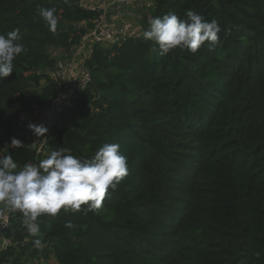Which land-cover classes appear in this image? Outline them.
<instances>
[{
	"label": "trees",
	"instance_id": "trees-1",
	"mask_svg": "<svg viewBox=\"0 0 264 264\" xmlns=\"http://www.w3.org/2000/svg\"><path fill=\"white\" fill-rule=\"evenodd\" d=\"M82 1L0 0V34L19 28L26 49L0 81V155L21 166L43 159L21 113L61 91L48 74L52 48L70 51L99 17ZM149 1L138 35L93 46L92 81L72 96L48 144L49 154L66 147L83 158L118 143L127 176L98 212L39 217L38 237L8 209L2 235L11 244L0 264H264V0ZM41 7L57 9L55 33ZM188 10L219 23L217 44L161 55L142 39L151 18L187 19Z\"/></svg>",
	"mask_w": 264,
	"mask_h": 264
},
{
	"label": "clouds",
	"instance_id": "clouds-1",
	"mask_svg": "<svg viewBox=\"0 0 264 264\" xmlns=\"http://www.w3.org/2000/svg\"><path fill=\"white\" fill-rule=\"evenodd\" d=\"M69 0H65L68 3ZM55 7H41L38 14L46 22L49 31L57 30L58 17ZM181 19L170 12L163 17H154L143 31L142 39L158 47L161 55L176 48L196 54L205 43L210 46L219 42L222 31L216 20L208 21L192 10ZM20 29L0 34V81L13 73V62L25 52ZM37 136L48 129L43 125L29 124ZM13 147H20V140H11ZM127 158L118 143H105L91 157L71 154V149L61 147L52 150L38 163L25 162L22 166L11 153L0 155V203L23 216L25 231L38 237L41 216L55 218L61 210L98 212L109 190L115 191L127 176ZM66 229H73L71 221H65ZM34 243L39 246L41 241Z\"/></svg>",
	"mask_w": 264,
	"mask_h": 264
},
{
	"label": "built area",
	"instance_id": "built-area-1",
	"mask_svg": "<svg viewBox=\"0 0 264 264\" xmlns=\"http://www.w3.org/2000/svg\"><path fill=\"white\" fill-rule=\"evenodd\" d=\"M132 1L135 4L142 2V0L138 2L137 0L82 1L84 6L97 10L100 14L94 21V25L87 28V34L75 43L68 53L57 59L55 66L48 71L51 79L60 84V94L48 107H35L30 112H23L20 115V120L24 121L33 133L32 146L36 148L37 153L43 159L49 155L48 144L51 139L52 126L61 117L63 109L71 104L72 96L87 88L92 81V70L88 65L91 56L89 51L93 49L95 44L100 43L106 47L141 32L140 15L123 18L121 14L123 13V6L131 9L132 5L129 3ZM150 4L151 2L147 5ZM44 114H46L47 119H43ZM29 124L43 125L48 131L43 136H37L29 128ZM8 209H4V215H0V250L11 244V239L2 235L4 229L10 224L11 215Z\"/></svg>",
	"mask_w": 264,
	"mask_h": 264
},
{
	"label": "rangeland",
	"instance_id": "rangeland-1",
	"mask_svg": "<svg viewBox=\"0 0 264 264\" xmlns=\"http://www.w3.org/2000/svg\"><path fill=\"white\" fill-rule=\"evenodd\" d=\"M145 3L149 4L150 1L149 0H142L141 3L139 4H135L134 1H132L131 3H129L131 6V9H127L123 6V13L122 14V17H132L133 15H140V16H143V14L146 12V8H145ZM134 5V6H133ZM92 50L89 51V53H91ZM69 51H66L64 49H61V48H52V54L54 56L57 57V59L61 58L65 53H68ZM43 119H47L46 117V114L43 115ZM4 209H8L7 206H5L4 204L3 205H0V215H4L5 214V211ZM8 215V213H7ZM55 263V260L52 258L46 262H42L40 261L39 259L35 260L33 262V264H54Z\"/></svg>",
	"mask_w": 264,
	"mask_h": 264
}]
</instances>
